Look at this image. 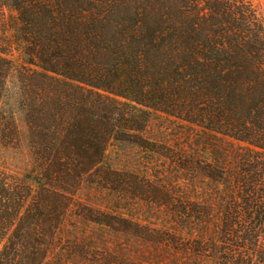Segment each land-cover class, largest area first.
<instances>
[{
	"label": "trees",
	"instance_id": "16d2710c",
	"mask_svg": "<svg viewBox=\"0 0 264 264\" xmlns=\"http://www.w3.org/2000/svg\"><path fill=\"white\" fill-rule=\"evenodd\" d=\"M4 7L17 13L22 109L42 182L34 194L0 172V264L45 262L67 193L105 164L118 134L146 131L150 112L138 105L194 116L264 153V18L245 0H0ZM5 55L0 26V101L12 70ZM4 121L9 142L18 131ZM257 164L241 178L244 206L222 220V234L235 238L233 264H264Z\"/></svg>",
	"mask_w": 264,
	"mask_h": 264
},
{
	"label": "rangeland",
	"instance_id": "374dc122",
	"mask_svg": "<svg viewBox=\"0 0 264 264\" xmlns=\"http://www.w3.org/2000/svg\"><path fill=\"white\" fill-rule=\"evenodd\" d=\"M245 1L264 18V0ZM16 17L7 7L0 12L4 57L12 64L0 101V172L25 179L36 194L42 177L27 142L21 85L26 65ZM138 108L150 112L146 131L118 134L105 164L73 195L67 193L43 264H233L235 238L222 234L224 212L244 206L241 178L264 165V153L205 129L186 113L179 119ZM5 118L18 131L9 142L2 141Z\"/></svg>",
	"mask_w": 264,
	"mask_h": 264
}]
</instances>
